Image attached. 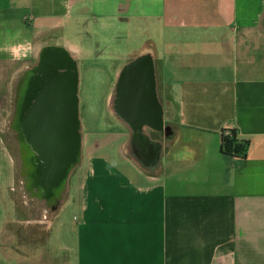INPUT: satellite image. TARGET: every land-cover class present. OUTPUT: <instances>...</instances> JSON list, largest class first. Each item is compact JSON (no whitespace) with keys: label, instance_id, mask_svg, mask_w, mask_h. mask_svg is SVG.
Here are the masks:
<instances>
[{"label":"crops","instance_id":"0c3cea01","mask_svg":"<svg viewBox=\"0 0 264 264\" xmlns=\"http://www.w3.org/2000/svg\"><path fill=\"white\" fill-rule=\"evenodd\" d=\"M50 53L78 80L110 64V117L81 124L43 233L0 198V264H264V0H0V111L17 119ZM141 58L159 119L133 127L115 103ZM232 131L244 157L222 152Z\"/></svg>","mask_w":264,"mask_h":264},{"label":"rangeland","instance_id":"374dc122","mask_svg":"<svg viewBox=\"0 0 264 264\" xmlns=\"http://www.w3.org/2000/svg\"><path fill=\"white\" fill-rule=\"evenodd\" d=\"M93 65L89 64V68L94 67ZM98 67L101 69L99 73L95 71L91 74L90 68L78 80V116L87 132L101 130L102 119L110 117L105 109V102L114 84L112 67L106 62H99ZM23 81L25 92L30 80L25 75ZM15 122L17 119L13 111H0V135L3 139L0 142V198L4 207L3 214L6 221L11 223V228L18 232L35 234L37 229L41 234L45 231V224L57 210L56 192L52 191L47 196L36 185V153L18 136V127L13 125ZM65 182L63 180L60 185L61 194L58 199L63 194ZM30 222H38V225L31 226Z\"/></svg>","mask_w":264,"mask_h":264},{"label":"water","instance_id":"95a60500","mask_svg":"<svg viewBox=\"0 0 264 264\" xmlns=\"http://www.w3.org/2000/svg\"><path fill=\"white\" fill-rule=\"evenodd\" d=\"M65 78L67 82L63 79L56 87L61 88L60 95L66 98L65 104L69 105L68 118L73 124L69 122L65 128L41 124L35 127L29 126L30 143L44 165L41 175L53 183H57L58 174L64 176L68 173V168L73 165L78 152V139L74 126L75 92L78 79L75 73H69ZM120 87L119 101L123 113L132 118L148 119L151 125L157 124L159 113L154 100L150 61L141 58L126 67L121 76ZM33 132L37 135L35 140L32 137Z\"/></svg>","mask_w":264,"mask_h":264},{"label":"flooded vegetation","instance_id":"af4514ba","mask_svg":"<svg viewBox=\"0 0 264 264\" xmlns=\"http://www.w3.org/2000/svg\"><path fill=\"white\" fill-rule=\"evenodd\" d=\"M70 66L64 62L57 54H44L40 60L35 63L33 68L32 81L27 88V92L24 96V103L21 110L18 112L17 121L19 123V130L21 131L20 137L31 147L35 157H38L37 151L30 143L29 126L35 127L38 124L48 126H62L65 128L67 123L73 124L71 119L68 118L69 105L66 106V98L60 95L61 88L56 87L58 83L65 78L69 72L66 68ZM69 68V67H68ZM78 79V78H77ZM60 90H59V89ZM120 85L117 86L118 98L120 99ZM57 90V91H56ZM78 81L75 92L76 107L74 109V121H75V134L78 139V152H79V137H80V118L78 116ZM64 102V103H61ZM66 106V108H65ZM116 111L126 119L133 127H141L142 124L148 123V119L132 118L130 115L124 114L121 109L119 100L115 103ZM30 116V117H29ZM33 140L36 139V133H32ZM77 152V154H78ZM77 156V155H76ZM73 166V165H72ZM71 166V167H72ZM38 166L36 167V169ZM70 168V167H69ZM36 173V170H35ZM62 181L60 182L61 185ZM37 185V184H36ZM54 190H50V193ZM50 193L47 195L49 196ZM46 194V193H45ZM56 195V193H55ZM55 202L58 203V196L56 195Z\"/></svg>","mask_w":264,"mask_h":264},{"label":"trees","instance_id":"16d2710c","mask_svg":"<svg viewBox=\"0 0 264 264\" xmlns=\"http://www.w3.org/2000/svg\"><path fill=\"white\" fill-rule=\"evenodd\" d=\"M248 142L239 141L234 131L222 137V152L234 157H244Z\"/></svg>","mask_w":264,"mask_h":264},{"label":"bare ground","instance_id":"6f19581e","mask_svg":"<svg viewBox=\"0 0 264 264\" xmlns=\"http://www.w3.org/2000/svg\"><path fill=\"white\" fill-rule=\"evenodd\" d=\"M35 159H36L37 164H38V168L36 169V174H35V178H34L37 186L41 187L47 195L50 193V190H54L56 192V195L59 197L61 194L60 182L62 180H65L67 174H65L64 176L61 174H58L59 176H58L57 183H53L50 180H46L41 175L42 174L41 172L44 168L43 161L40 159V156L35 157Z\"/></svg>","mask_w":264,"mask_h":264},{"label":"built area","instance_id":"2783aa9c","mask_svg":"<svg viewBox=\"0 0 264 264\" xmlns=\"http://www.w3.org/2000/svg\"><path fill=\"white\" fill-rule=\"evenodd\" d=\"M226 135H229V133H227Z\"/></svg>","mask_w":264,"mask_h":264}]
</instances>
